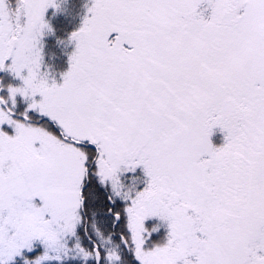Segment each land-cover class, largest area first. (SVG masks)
<instances>
[{
	"label": "snow or ice",
	"instance_id": "6c2138e0",
	"mask_svg": "<svg viewBox=\"0 0 264 264\" xmlns=\"http://www.w3.org/2000/svg\"><path fill=\"white\" fill-rule=\"evenodd\" d=\"M63 2L0 0V264H264V0H86L56 74Z\"/></svg>",
	"mask_w": 264,
	"mask_h": 264
},
{
	"label": "trees",
	"instance_id": "16d2710c",
	"mask_svg": "<svg viewBox=\"0 0 264 264\" xmlns=\"http://www.w3.org/2000/svg\"><path fill=\"white\" fill-rule=\"evenodd\" d=\"M85 3L86 0H64L62 4L63 14L52 16L51 10L48 12V16L51 17L50 23L55 29V37L45 38L44 58L45 62L51 66V69L56 74L60 73V70L61 72L64 71L67 67L66 55L56 44V39L66 38V34L79 24ZM213 136L214 142L220 143L221 134L218 133Z\"/></svg>",
	"mask_w": 264,
	"mask_h": 264
},
{
	"label": "rangeland",
	"instance_id": "374dc122",
	"mask_svg": "<svg viewBox=\"0 0 264 264\" xmlns=\"http://www.w3.org/2000/svg\"><path fill=\"white\" fill-rule=\"evenodd\" d=\"M60 72H61V70H60ZM218 133H219L218 131L215 132V134H218ZM213 137H214V136H213ZM213 137H212V142H213L214 145H219V144L222 143V135H221L220 143H215ZM163 232H164V229H161V230H160V235H161V236L163 235Z\"/></svg>",
	"mask_w": 264,
	"mask_h": 264
}]
</instances>
